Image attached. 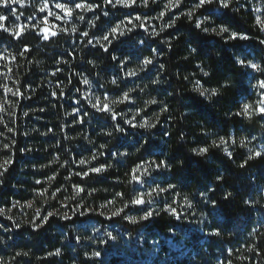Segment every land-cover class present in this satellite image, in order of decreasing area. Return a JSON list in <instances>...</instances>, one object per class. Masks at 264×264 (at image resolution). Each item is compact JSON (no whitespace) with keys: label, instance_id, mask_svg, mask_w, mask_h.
Segmentation results:
<instances>
[{"label":"clouds","instance_id":"clouds-1","mask_svg":"<svg viewBox=\"0 0 264 264\" xmlns=\"http://www.w3.org/2000/svg\"><path fill=\"white\" fill-rule=\"evenodd\" d=\"M262 109L264 0H0V264H264Z\"/></svg>","mask_w":264,"mask_h":264},{"label":"trees","instance_id":"trees-1","mask_svg":"<svg viewBox=\"0 0 264 264\" xmlns=\"http://www.w3.org/2000/svg\"><path fill=\"white\" fill-rule=\"evenodd\" d=\"M9 19H12L11 17ZM5 23H7V21H5ZM201 43V46H202V50L204 48L207 47V41L206 40H201L200 41ZM227 58V57H226ZM60 78H63V77H60ZM155 107V106H154ZM201 109L202 110H207L206 108H204L203 106H201ZM151 111V109L149 110ZM70 131H72L70 129ZM42 162H46V161H42ZM97 163H100L99 161ZM58 167V166H53L52 169H49V170H46L45 173H41L38 175L37 178H40L43 180V178L49 173V172H54L55 171V168ZM65 173L64 172H61L60 176L57 177V180L56 182L52 185L51 189H49V192H48V195H51L52 194V191L55 190L56 188H58L61 184H63V180H62V177ZM114 175H117V174H114ZM79 179V178H77ZM28 188H32V187H35L37 191L39 192H43V189L46 187L45 184L41 183L39 185H32V184H29L27 185ZM32 193L29 191V192H21L19 195L17 196H12L11 193H5L2 197H0V199L3 200V205L4 206H10V200H9V197H12L13 199H30L32 197ZM60 196H63V193H59ZM56 201H53V204L55 205ZM47 208V206H45ZM15 211V210H14ZM0 221L6 223V224H10L11 222L10 221H7V220H4L3 218H0ZM169 243L171 244V241H169ZM113 264H118V261H116L115 259L113 260Z\"/></svg>","mask_w":264,"mask_h":264},{"label":"snow or ice","instance_id":"snow-or-ice-1","mask_svg":"<svg viewBox=\"0 0 264 264\" xmlns=\"http://www.w3.org/2000/svg\"><path fill=\"white\" fill-rule=\"evenodd\" d=\"M261 111H264V109H262ZM138 203H140V202H138Z\"/></svg>","mask_w":264,"mask_h":264}]
</instances>
